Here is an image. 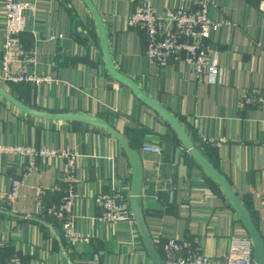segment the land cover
<instances>
[{
	"label": "crops",
	"instance_id": "obj_1",
	"mask_svg": "<svg viewBox=\"0 0 264 264\" xmlns=\"http://www.w3.org/2000/svg\"><path fill=\"white\" fill-rule=\"evenodd\" d=\"M35 11L21 36L35 69L48 74L40 85L0 87L29 107L47 112L102 117L139 153L143 169L142 213L155 250L169 238L188 242L207 257H220L232 236H249L221 188L208 178L158 113L107 71L95 21L82 0H24ZM140 0H92L103 21L114 67L149 98L169 110L202 154L229 182L261 238L264 237V106L240 107L242 90L264 89V0H214L210 15L224 20L213 34L222 67L220 84L197 83L183 62L159 67L143 54L144 34L127 16ZM167 7H194L197 0H148ZM0 0V59L5 37ZM1 72V70H0ZM207 140V141H206ZM220 141V145L208 141ZM158 145L161 152L143 146ZM0 146L76 151L70 224L81 239L68 240L63 221L48 212L59 206L64 159L0 153V188L24 173L13 206H0V263L18 255L22 264H146L152 262L135 223L100 221L97 193L129 198L131 167L119 142L105 130L80 122L30 116L0 96ZM58 183L59 190L53 189ZM45 190L41 205L36 190Z\"/></svg>",
	"mask_w": 264,
	"mask_h": 264
},
{
	"label": "built area",
	"instance_id": "obj_2",
	"mask_svg": "<svg viewBox=\"0 0 264 264\" xmlns=\"http://www.w3.org/2000/svg\"><path fill=\"white\" fill-rule=\"evenodd\" d=\"M214 0H197L194 7H167L162 13L149 3L140 0L127 16L130 28L141 30L144 34L143 54L149 62L159 67H165L174 62H183L193 73L197 83L207 81L209 84H220L222 67L214 56L211 38L225 23L224 20H214L210 10ZM1 10L4 14L5 37L2 43L0 59L1 77L6 82L40 85L50 82L48 74L36 71L33 52L26 49L21 36L27 30V19L34 13V5L24 0H2ZM240 107H263L264 89L242 90L237 98ZM207 141V140H206ZM220 145V141H211ZM147 152H161L158 145L143 146ZM13 152L20 156L27 154L42 157L58 156L63 158V170L59 180L65 184L59 206L48 208V212L58 216L63 221L64 235L71 241H77L82 236L71 229L70 218L77 194L75 192V159L76 151L65 148L34 149L32 147L0 146V153ZM24 173L13 178L9 189L0 188V206H13L19 197V188L24 184ZM53 189L59 190L58 183ZM45 190H36L37 204L42 203ZM100 210V221L117 224L118 222L133 223L128 196L121 192L102 193L94 197ZM264 247V237L262 238ZM162 259L165 264H257L252 240L249 236H232L229 248L220 257H207L200 250L192 248L188 242L169 238L162 246ZM0 264H22L18 255H13ZM87 264H101L91 261ZM146 264H153L152 262ZM264 264V259H263Z\"/></svg>",
	"mask_w": 264,
	"mask_h": 264
},
{
	"label": "water",
	"instance_id": "obj_3",
	"mask_svg": "<svg viewBox=\"0 0 264 264\" xmlns=\"http://www.w3.org/2000/svg\"><path fill=\"white\" fill-rule=\"evenodd\" d=\"M82 1L94 18L101 47V53L108 73L115 80L129 87L139 100H141L145 105L153 109L166 122L170 124V126L173 128L180 141L182 142L183 146L189 151L190 155L200 165L205 175L221 188L227 201L229 202L231 207L237 212L239 218L243 223L244 228L246 229L249 237L252 240L255 260L257 264H263L264 247L262 243V238L256 227L252 223V220L249 216L246 207L243 206L236 194L233 192L227 179L216 170L213 164L196 147V145L192 142L191 138L189 137V135L187 134V132L185 131L176 116H174L169 110L158 104L156 101L149 98L145 93L140 90L139 86L133 79L124 75L114 67L113 62L111 60L107 36L104 30L101 16L95 8L92 0ZM0 96L30 116L45 120L80 122L88 124L90 126L105 130L108 134H110L119 142L127 156L131 167L129 207L136 229L143 241V245L152 263L165 264L164 260L158 255L157 251L155 250L151 234L143 218L141 204V194L143 188V169L141 158L139 156L138 151L129 145L128 140L123 136V134H121L109 122L99 116L86 113L47 112L43 110H38L24 104L2 87H0Z\"/></svg>",
	"mask_w": 264,
	"mask_h": 264
},
{
	"label": "trees",
	"instance_id": "obj_4",
	"mask_svg": "<svg viewBox=\"0 0 264 264\" xmlns=\"http://www.w3.org/2000/svg\"><path fill=\"white\" fill-rule=\"evenodd\" d=\"M21 84H23V83H21Z\"/></svg>",
	"mask_w": 264,
	"mask_h": 264
}]
</instances>
